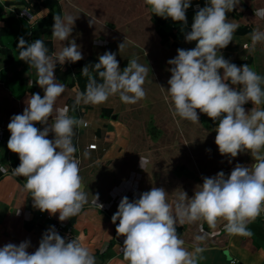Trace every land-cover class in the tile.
Returning a JSON list of instances; mask_svg holds the SVG:
<instances>
[{
    "label": "crops",
    "instance_id": "obj_1",
    "mask_svg": "<svg viewBox=\"0 0 264 264\" xmlns=\"http://www.w3.org/2000/svg\"><path fill=\"white\" fill-rule=\"evenodd\" d=\"M54 1L53 6H48L43 0H0V167L7 168V172H0V247L28 241L27 251L34 252L46 221L37 217L40 211L33 207V198L23 191L25 178L12 175L20 161L18 154L7 148L10 118L23 112L33 93L44 95L36 83V70L19 59V38L23 37L28 43L42 39L49 55L74 40L82 53L81 61L91 66L98 62L99 55L110 51L116 54L121 70L132 58H138L140 64H148L150 68L143 85L146 97L137 103H123L116 94L103 104L82 102L74 109L76 92L80 89L73 72L85 65L73 66L67 73L59 69V63L54 69L57 82L65 85L55 107H71L68 114L87 124L74 128L72 142L76 148L74 155L80 162L83 189L89 192V203L79 215L67 220L82 245L96 255L97 264H128L120 251L125 237L117 235L116 224L111 222L122 197L127 196L131 202L152 187H163L168 192L169 202L180 189L191 197L204 177L220 171L227 176L236 164L254 163L248 151L234 158L221 155L214 142L217 122L199 109L196 110L199 123L174 116L166 100L165 90L171 76L168 69L173 67L167 61L177 55L178 48L195 47L196 41L187 42L185 34L191 30L196 11L209 0H190L185 10L186 24L157 16L145 0ZM23 5L33 11L30 18L16 13ZM260 8H264V0H240L226 13L229 22L245 30L235 31L233 40L220 49L219 54L238 67L247 63L264 76V44L258 43L254 50L251 48L253 29L259 27L264 31V19L255 15ZM77 13L69 40L60 42L53 38V15L63 17ZM122 42L125 47L119 51ZM89 71L102 82L97 72ZM218 72L222 75L223 69ZM230 87L239 89L241 86L230 84ZM243 107L247 112L253 104L249 101ZM259 107L264 108V105ZM51 119L49 117V123ZM33 123L40 130L46 126ZM53 137L54 133L49 132L46 138ZM91 143L94 147L88 146ZM140 157L148 161L142 164L143 168ZM97 194V202L103 205L100 209L91 204L92 195ZM52 216L58 218L59 213ZM226 223L218 218L212 227L199 220L178 225L177 232L188 251L194 250V244L205 249L198 264H264V214L247 225L253 233L251 237L229 235L224 230ZM197 235L203 236V241H195Z\"/></svg>",
    "mask_w": 264,
    "mask_h": 264
},
{
    "label": "clouds",
    "instance_id": "obj_2",
    "mask_svg": "<svg viewBox=\"0 0 264 264\" xmlns=\"http://www.w3.org/2000/svg\"><path fill=\"white\" fill-rule=\"evenodd\" d=\"M145 3L157 16L186 24L185 10L190 0H145ZM239 3L240 0H209L196 11L191 30L185 34V40L196 41V45L191 49L178 48L177 55L167 61L173 66L168 69L169 87L161 88L167 93L166 100L174 116L199 123L196 111L199 109L217 122L214 142L221 155L234 158L248 151L254 163L236 164L227 176L220 171L204 177L191 197L180 189L169 202L163 187H152L131 202L127 196L122 197L111 222L116 224L117 235L125 237L120 251L128 264H198L205 249L194 244V250L188 251L178 235V225L204 220L215 227L217 219L223 218L227 221L224 230L229 235L251 237L253 233L247 225L264 213V108L259 107L264 105V76L247 63L238 67L219 54L239 27L226 16ZM78 13L53 15V38L60 42L69 40ZM255 15L264 19V8L257 9ZM258 43L264 44V31L256 27L251 33V48L254 50ZM17 47L19 59L36 70V83L44 95L33 93L23 112L13 115L7 125L10 132L7 148L17 153L20 161L12 175L25 178L23 191L33 198L34 208L50 215L58 212V219L63 222L79 215L89 203L72 142L74 128L87 124L70 116L67 106L55 107L65 85L57 82L54 69L57 63L81 60L82 53L74 40L51 55L42 39L28 43L21 37ZM124 47L120 43L119 51ZM92 66L102 82L85 65L81 75L87 77V84L84 91L76 92L73 109L82 102L103 104L116 94L126 104L146 97L143 85L150 68L148 64H140L138 58L129 60L121 70L116 54L106 51ZM218 69H223L222 75ZM229 81L232 86L241 87H230ZM249 101L253 107L246 112L243 105ZM33 122L46 126L40 130ZM49 132L54 133L53 139L46 138ZM147 163L140 157L141 168ZM0 172H7V168L0 167ZM92 196L91 204L102 208L97 202L98 194ZM203 239L200 235L195 237L197 242ZM29 246L24 241L0 247V264H97L96 255L79 239L66 241L54 226L42 234L34 252L27 251Z\"/></svg>",
    "mask_w": 264,
    "mask_h": 264
},
{
    "label": "built area",
    "instance_id": "obj_3",
    "mask_svg": "<svg viewBox=\"0 0 264 264\" xmlns=\"http://www.w3.org/2000/svg\"><path fill=\"white\" fill-rule=\"evenodd\" d=\"M20 8V7H19ZM196 8V7H194ZM16 13L19 15H24L28 18H30L33 14V12H31L29 10L28 7L22 6L20 9L16 10ZM89 147H94V144L91 143L88 145ZM264 213H262L263 215ZM37 217H41L43 219H45V223L42 226V234L48 230L50 228V226H54L55 230L57 231V233L59 235H61V237L65 238L66 241L71 240L73 237L74 238H78L77 233L74 231L72 224L68 221L65 220L63 222L59 221L58 218L53 217L52 215H50L47 211L44 212H37L36 213Z\"/></svg>",
    "mask_w": 264,
    "mask_h": 264
},
{
    "label": "trees",
    "instance_id": "obj_4",
    "mask_svg": "<svg viewBox=\"0 0 264 264\" xmlns=\"http://www.w3.org/2000/svg\"><path fill=\"white\" fill-rule=\"evenodd\" d=\"M43 3L45 5H48V6H53L55 4V1L54 0H43ZM25 7H28L26 5H23ZM29 8V7H28ZM29 10L31 12H33L30 8ZM245 30L244 27H239L236 31H239V32H243ZM80 64H84V65H89L88 62L86 63H83V61L79 60V61H76V62H67V63H64L63 65H59V69L63 72V73H67V72H70V69L73 67V66H77V65H80ZM92 70L93 67L91 65H89V70ZM81 70L82 69H79L75 72H73V78L76 82V84L78 85L80 91H84L85 90V87H86V84H87V77L81 75ZM94 71V69H93ZM60 73V71H59ZM96 78V77H95ZM97 79V78H96ZM71 109V107H69Z\"/></svg>",
    "mask_w": 264,
    "mask_h": 264
},
{
    "label": "water",
    "instance_id": "obj_5",
    "mask_svg": "<svg viewBox=\"0 0 264 264\" xmlns=\"http://www.w3.org/2000/svg\"><path fill=\"white\" fill-rule=\"evenodd\" d=\"M224 253H225V251H224Z\"/></svg>",
    "mask_w": 264,
    "mask_h": 264
}]
</instances>
